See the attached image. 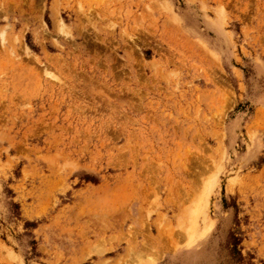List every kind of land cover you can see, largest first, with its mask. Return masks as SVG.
<instances>
[{"label":"rangeland","instance_id":"rangeland-1","mask_svg":"<svg viewBox=\"0 0 264 264\" xmlns=\"http://www.w3.org/2000/svg\"><path fill=\"white\" fill-rule=\"evenodd\" d=\"M0 264H264V0H0Z\"/></svg>","mask_w":264,"mask_h":264},{"label":"trees","instance_id":"trees-1","mask_svg":"<svg viewBox=\"0 0 264 264\" xmlns=\"http://www.w3.org/2000/svg\"><path fill=\"white\" fill-rule=\"evenodd\" d=\"M26 225H28V224H26Z\"/></svg>","mask_w":264,"mask_h":264}]
</instances>
